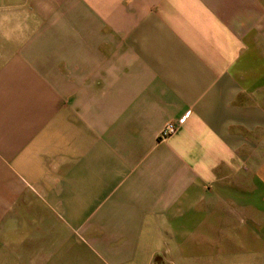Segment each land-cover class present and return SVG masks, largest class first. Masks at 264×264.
Wrapping results in <instances>:
<instances>
[{"label": "crops", "instance_id": "crops-1", "mask_svg": "<svg viewBox=\"0 0 264 264\" xmlns=\"http://www.w3.org/2000/svg\"><path fill=\"white\" fill-rule=\"evenodd\" d=\"M0 264H264V0H0Z\"/></svg>", "mask_w": 264, "mask_h": 264}, {"label": "built area", "instance_id": "built-area-1", "mask_svg": "<svg viewBox=\"0 0 264 264\" xmlns=\"http://www.w3.org/2000/svg\"><path fill=\"white\" fill-rule=\"evenodd\" d=\"M190 113H186V115L180 119L178 122H169L167 123L162 131L160 132L159 139L160 140H167L168 138L172 137L178 131V128L185 122L187 117Z\"/></svg>", "mask_w": 264, "mask_h": 264}]
</instances>
